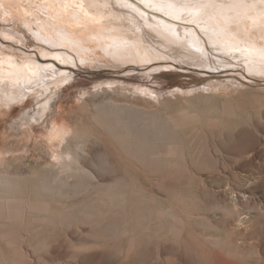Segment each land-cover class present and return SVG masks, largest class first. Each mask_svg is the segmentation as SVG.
<instances>
[{"label":"rangeland","instance_id":"rangeland-1","mask_svg":"<svg viewBox=\"0 0 264 264\" xmlns=\"http://www.w3.org/2000/svg\"><path fill=\"white\" fill-rule=\"evenodd\" d=\"M9 9H0V49L47 60L57 74L29 91L30 103L0 113V148L21 138L5 134L8 122L30 108L43 113L44 90L53 89L49 102L59 90L64 100L45 123L59 128L63 119L68 128L54 147L35 129L24 151L0 156V264H264V72L231 57L230 70L199 67L168 50L174 62L139 17L140 43L160 47L150 48L159 59L84 60L44 42L26 23L32 16ZM42 46L74 59L43 57ZM166 62L182 76L150 74Z\"/></svg>","mask_w":264,"mask_h":264},{"label":"bare ground","instance_id":"bare-ground-1","mask_svg":"<svg viewBox=\"0 0 264 264\" xmlns=\"http://www.w3.org/2000/svg\"><path fill=\"white\" fill-rule=\"evenodd\" d=\"M109 1L0 0V7H5L6 10L9 8L15 9L17 13H27V15L32 16L26 18V23H28L30 27L28 25L27 26L30 29L32 28L34 33L40 39H43L44 42L50 43L52 46L61 45L63 47L81 52V56L84 60H90L93 58L103 60L104 62L113 61L115 63H123L127 61L131 62L132 60L136 63L140 61L142 64L143 61V63H145L146 61L148 62L149 60L154 59V57L158 54L154 56L151 50H158L160 47L154 48L155 46L152 45L151 42L149 43L151 46L148 49L147 45L144 46L141 44L144 42V37H142L143 34L140 35L136 32V29L138 28V30H140V26H142L139 24L140 21L136 19L137 16L124 15L120 12L122 9L120 10L116 8L112 4L113 2L111 3ZM140 1L143 3H140ZM140 1L115 0V2L120 6L123 5L128 7V12L129 9L133 7L136 11H138V14L140 13V17H138L140 19H144V22L148 27V29L145 28L146 33L150 34L153 39H156L155 41L159 42L163 49H167H160V54L164 55V53H168V50H170L173 53V56L175 54V56L178 57L182 63L195 64L199 65V67L200 65H203L202 67L206 66V68L209 67L213 70L216 67H224L223 70H230L231 67H234L231 65L235 64L234 62L228 60L229 57H231L234 60L236 59L235 61L239 60L237 61L238 64H240V62H247L248 68L251 71L257 70L258 72H264V37L260 32H258L264 25V0ZM142 4H145L144 6H148L151 10L152 8L157 11L161 10L165 13V15H162V13H158L157 11H150ZM131 14H133V12H131ZM166 15H168V17ZM247 34L248 36L246 37L249 39L245 37ZM252 34H254V36H251ZM204 36L207 37L209 41L207 43H210L213 51L216 50L219 53H216L214 56L213 53H210L208 47L206 46ZM228 38L231 40H228ZM258 38H261V42L259 43L257 42ZM235 39L237 42L233 41ZM140 41L142 42L140 43ZM252 41L254 43V47H252ZM43 46L40 51L43 57L48 55L61 56L67 62V59H74V56L66 48L61 49L62 51H56L55 49L53 52L54 49L52 50L50 48L51 50H49ZM56 47L57 46L54 48ZM59 48L57 49L60 50ZM9 50L0 49V78L3 79V81L0 80V82H3V86L0 88L2 89L0 90V113L4 112L5 108L11 111L14 109V105L16 103V106L18 107L21 105L24 106L23 104L27 101V96L29 95L30 90L39 91L37 87H43L44 85L49 84L47 80L50 78L53 79V76L57 74V72L52 69L53 67L51 68L49 65L50 63L48 64L47 62H44L47 60H42L38 57L33 58L27 52L19 51L18 54H15L11 53V50ZM7 53L9 55H7ZM173 56L169 54V57L172 58ZM159 57L160 56H157L158 59ZM172 59L175 62V59ZM168 61L170 62L171 59ZM191 61H193V63ZM169 62H166L167 64L164 63V65L161 64L155 66L151 69L150 74L159 73L161 71V76H163V78L166 76L165 79L167 80L172 78L176 79L182 76L181 73H172L173 70L171 67L174 66L175 63L170 65L168 64ZM180 67L183 66L181 65ZM201 71L204 72V70ZM255 71L252 72L255 73ZM204 76L201 75V77H197L191 75V81L196 82L193 85H198V87L201 83L204 85V79L202 78ZM67 78H69L68 73L65 77H63V79L60 77L61 80L57 75L56 82H63ZM53 80H56V78ZM239 81L242 82V80ZM210 84L211 83H209V85ZM175 87L183 90V86L181 85H175ZM52 90L53 89L44 91H51L50 94L53 95L54 93ZM61 91L62 90L58 91L60 94L59 97H57V100L52 99L50 102L46 98L50 96V94L45 95L42 91L44 95L42 94L43 96L41 95V97H43L44 102H42V100L40 101L43 103L40 108L44 109L43 113L39 114V111H37L38 108L37 110H32L30 108L32 111L29 109L28 112H22L21 116L17 117L14 121L8 123L5 122L7 123L5 126V134L8 135L16 133L20 134L21 137L16 142H13L14 145L10 149L11 151L19 152L21 149L23 150L26 148L28 146V139H35L36 130L42 136L44 135L45 141L43 142H49L51 144L49 147L55 146V143H53L55 140H60L61 142L64 141L66 137L63 134L68 126L63 119L58 123L59 128H56L54 125L49 127L48 124L45 123L46 118L48 117L47 115L52 116L55 112L58 113L62 110L61 104L64 100L62 97L63 95L60 96ZM34 97H32V99ZM54 108L56 109L55 111ZM2 127L4 128V126ZM1 133L3 135V131ZM39 140L42 141L41 139ZM8 150L9 149L6 148H0V156H4ZM59 151L60 155L62 153L61 157L63 159L69 161V163L72 161H70V157H72L70 150L64 149L63 151ZM60 155L58 154L59 157ZM65 160L63 161L65 162Z\"/></svg>","mask_w":264,"mask_h":264}]
</instances>
